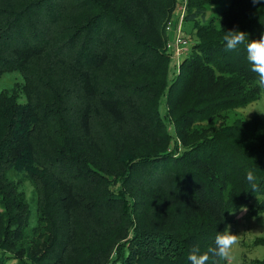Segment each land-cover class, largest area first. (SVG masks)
Here are the masks:
<instances>
[{"label": "trees", "instance_id": "obj_1", "mask_svg": "<svg viewBox=\"0 0 264 264\" xmlns=\"http://www.w3.org/2000/svg\"><path fill=\"white\" fill-rule=\"evenodd\" d=\"M180 2L0 0V79L22 76L0 92V264H190L240 208L264 214V120L228 122L261 91L223 42L264 34V0H186L170 76Z\"/></svg>", "mask_w": 264, "mask_h": 264}, {"label": "rangeland", "instance_id": "obj_2", "mask_svg": "<svg viewBox=\"0 0 264 264\" xmlns=\"http://www.w3.org/2000/svg\"><path fill=\"white\" fill-rule=\"evenodd\" d=\"M229 0H214V3L207 8V18L210 16L218 15V13L225 7H228ZM176 14L177 11H176ZM179 16V14H178ZM178 16H175V21L172 22L168 29V37L171 40L176 41L178 38L191 42L192 31L191 25L178 22ZM181 26V27H180ZM189 50V49H188ZM177 67L175 60L172 61L170 76L176 73ZM22 82V76L16 72L7 73L0 79V92L8 90L14 86L15 83ZM258 110L264 111V94H261L260 98L245 107L235 109L233 113L229 115L228 122L231 123L233 118H249L253 115H258L264 120V114H261ZM161 113L164 111V103L162 102ZM27 201L32 209V215L35 214L34 205L29 199L32 191V187L26 183L24 186ZM264 198H260L263 200ZM259 201L254 200L252 203L256 206ZM246 209V210H244ZM228 229L233 234H237L239 238V244L234 247L233 254L236 257L239 264H252L254 260H261L264 258V246H253L255 238L264 237V214L260 213L257 216H253L248 206L240 208L234 215V222L229 225Z\"/></svg>", "mask_w": 264, "mask_h": 264}, {"label": "clouds", "instance_id": "obj_3", "mask_svg": "<svg viewBox=\"0 0 264 264\" xmlns=\"http://www.w3.org/2000/svg\"><path fill=\"white\" fill-rule=\"evenodd\" d=\"M253 3H259V0H253ZM223 42L226 51L236 50L240 45H244L246 59L250 65V71L255 73V85L264 94V34L259 39L250 40L248 34L244 31L231 30L225 31ZM261 114L264 111L258 110ZM246 180L255 191L258 188L257 178L252 171L246 174ZM246 210V209H244ZM239 244L237 234H233L226 228L223 232H218L214 238V246L209 247L201 254L198 246H194L187 259L190 264H239L233 254V249Z\"/></svg>", "mask_w": 264, "mask_h": 264}, {"label": "built area", "instance_id": "obj_4", "mask_svg": "<svg viewBox=\"0 0 264 264\" xmlns=\"http://www.w3.org/2000/svg\"><path fill=\"white\" fill-rule=\"evenodd\" d=\"M185 5L186 0H181L177 9V13L179 14V16L178 14H176V16H178V22L180 23V25H182L183 23ZM168 48L170 51H172V61L175 60L177 67L182 55L188 52L189 42L184 40L183 38H178L176 41L169 39Z\"/></svg>", "mask_w": 264, "mask_h": 264}]
</instances>
